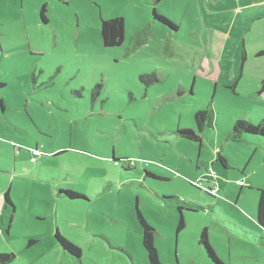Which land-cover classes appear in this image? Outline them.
I'll return each mask as SVG.
<instances>
[{
  "label": "rangeland",
  "instance_id": "374dc122",
  "mask_svg": "<svg viewBox=\"0 0 264 264\" xmlns=\"http://www.w3.org/2000/svg\"><path fill=\"white\" fill-rule=\"evenodd\" d=\"M199 1L162 0L173 28L154 18L156 0H0V252L17 255L6 264H149L138 209L164 264H215L199 243L205 227L226 264H264V136L231 139L237 119H264L251 87L264 78V21H236L239 0ZM114 17L125 40L108 47L101 25ZM153 72L158 82L140 79ZM208 104L215 122L200 131ZM161 196L203 208L183 210L178 230L181 212Z\"/></svg>",
  "mask_w": 264,
  "mask_h": 264
},
{
  "label": "trees",
  "instance_id": "16d2710c",
  "mask_svg": "<svg viewBox=\"0 0 264 264\" xmlns=\"http://www.w3.org/2000/svg\"><path fill=\"white\" fill-rule=\"evenodd\" d=\"M161 0H156V6L153 8V16L156 20L159 22L170 25L171 27L175 28L176 26L174 23L166 16L160 14V12L157 9L158 3H160ZM42 11V17L45 21H47V17L45 16L46 12V6L43 5L41 8ZM150 32V27L147 25L143 28L142 32L137 35V41L138 44H142L145 42V39L142 37L143 34H147ZM144 35V36H145ZM101 36H102V42L105 46H119L123 44L125 40V19L123 17H114L110 19H103L102 25H101ZM259 55H264V50H261L258 52ZM245 51H243L242 55V68L243 64L245 62ZM243 75V73H242ZM241 75V76H242ZM241 76H239L241 78ZM140 79L145 81L148 85L153 84L155 82H158V75L153 72L151 73H145L140 76ZM239 80V78L237 79ZM5 84L0 82V88L3 87ZM235 86H238V81H236L233 85V88ZM235 92L238 93V91L235 90ZM259 93H264V78L261 81L260 87H259ZM214 106L211 104H208L206 107L198 110L195 114V120L198 126V129L200 131H203L206 126H213L215 122V110ZM178 134L184 138L192 139L201 142V136L192 128H179ZM245 134H256L260 136H264V119H262L258 124L253 123L245 118H239L234 122L233 130L231 134V139L234 141L241 140L244 138ZM37 148V147H35ZM16 150V149H15ZM31 157L30 160L34 161L37 156L33 158V150L29 151ZM217 160H219L222 165L228 166L226 157L222 154L221 151L217 152ZM40 156V155H39ZM263 167H264V158H263ZM222 170V169H221ZM153 175V174H151ZM236 184L240 187L249 186L244 180H236ZM210 189V188H209ZM212 190V189H210ZM260 196L258 201V221L261 224H264V187L260 190ZM65 192L69 197L76 198V197H82L77 193L75 190H65ZM162 199L166 202H170L172 204H175L179 211L181 212L178 230L183 228L185 226V220L183 217L182 211L187 210H198L200 208H203V206L197 204L194 201L182 199L179 196H161ZM5 199L6 203H10L14 205L13 200L11 198L10 194V188L7 189L5 193ZM15 209V207H14ZM138 219L142 226V235H143V245L147 252L148 262L149 264H164L159 257L158 248L155 245V238H156V228L152 226L147 219L144 217L142 212L138 209ZM56 238L61 246L64 247V249L68 250L70 253H72L74 256H81L82 255V249L79 245L75 244L71 240H68L65 236L61 234L59 230L56 231ZM34 240H29V245L33 244ZM199 243L203 246L205 251L207 252L209 258L215 263V264H226L215 252L212 245L210 244L209 240V234H208V228H203ZM16 253L14 252H0V264H6L9 262H12L14 258H16Z\"/></svg>",
  "mask_w": 264,
  "mask_h": 264
},
{
  "label": "crops",
  "instance_id": "0c3cea01",
  "mask_svg": "<svg viewBox=\"0 0 264 264\" xmlns=\"http://www.w3.org/2000/svg\"><path fill=\"white\" fill-rule=\"evenodd\" d=\"M208 1L209 0H206V2H208ZM219 1H221V0H218V2ZM161 2H162V0H161ZM161 2L158 3L157 9L160 12V14L164 15V11H163L162 7L160 6ZM214 2H216V0H214ZM238 2L239 3H236L234 1V8H235V12H236L235 13L236 21H239L244 25L248 23L247 22L248 20H252L253 22H255L257 19H259V20L261 19L264 21V0H239ZM199 6L202 7L203 10H205V8L203 6V0L199 1ZM210 9H212V8H210ZM233 12H234V9H233ZM225 37L228 40V37H229V31L228 30L225 31ZM227 40H226V42H227ZM243 45H247L246 37L243 38ZM259 45H262V44H259ZM244 51H245V56H246L245 61H246L247 60L246 48H244ZM239 80H240V77H239ZM239 80H238V82H239ZM249 86H251V85H249ZM251 87L255 89L254 91L256 93H259V87L258 86L255 85V86H251ZM216 90H217V88H216ZM262 94H264V93H262ZM260 108H258V109H260ZM29 155H30V153H29ZM30 157H31V155H30ZM14 164L12 166L14 169H16V164L15 165Z\"/></svg>",
  "mask_w": 264,
  "mask_h": 264
},
{
  "label": "built area",
  "instance_id": "2783aa9c",
  "mask_svg": "<svg viewBox=\"0 0 264 264\" xmlns=\"http://www.w3.org/2000/svg\"><path fill=\"white\" fill-rule=\"evenodd\" d=\"M33 158L32 159H34L36 156H34V155H39L40 154V151L38 150V149H33Z\"/></svg>",
  "mask_w": 264,
  "mask_h": 264
}]
</instances>
